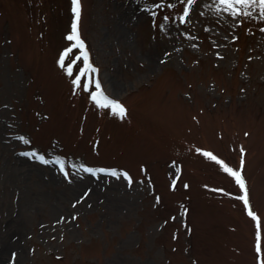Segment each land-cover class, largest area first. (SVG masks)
<instances>
[{
  "label": "rangeland",
  "instance_id": "1",
  "mask_svg": "<svg viewBox=\"0 0 264 264\" xmlns=\"http://www.w3.org/2000/svg\"><path fill=\"white\" fill-rule=\"evenodd\" d=\"M71 5L0 0V264H264L259 8L80 0L87 76Z\"/></svg>",
  "mask_w": 264,
  "mask_h": 264
},
{
  "label": "snow or ice",
  "instance_id": "2",
  "mask_svg": "<svg viewBox=\"0 0 264 264\" xmlns=\"http://www.w3.org/2000/svg\"><path fill=\"white\" fill-rule=\"evenodd\" d=\"M188 3L191 4L193 3V0H188ZM219 3L221 5H223L225 7L226 10H231V14H233L234 16H239V15H245V16H249L251 15V13L248 11L249 8H255L258 7L260 14H261V18L264 19V0H219ZM72 4H73V13L75 16V20L74 23L72 25V34L69 35L67 37V39L69 41H75L77 46L80 48L81 52H84V45L83 42L80 41L79 35H78V31H77V26H78V21L80 18V0H72ZM240 6V7H237ZM185 15H187V10H185ZM85 62H87V55L85 54L84 56ZM61 66L63 67V60L60 61ZM90 67V66H89ZM92 71H95V69H91ZM70 72V69H69ZM74 83H79V81H74ZM97 89H100L101 85L99 83V81H96L95 84ZM87 87V86H85ZM92 99L94 101L97 102L98 106L100 107H108L112 109V112L114 114H118L121 117H123L125 115V108L119 104V102L114 101V100H110L108 99L106 96L103 95V93L101 92H97L95 94L92 95ZM103 100V103H100V101ZM25 143H28V141H25ZM242 152V159H241V169L243 168V149L241 150ZM33 156H35L36 154L33 153ZM205 156H209L211 159L216 160V162L218 164H222V161L217 160V158L215 156H212V154L210 153H204ZM39 159L41 160L42 163H47V161H45L43 159V157H39ZM63 170V168H62ZM85 171H91L90 169H84ZM224 170L229 173L232 177L235 178V181L237 182V184L239 185V187L243 190L244 194L242 197H240L243 202L245 203V205L247 206L249 204L248 198H247V189L245 186V181L241 175V171L240 170H232L231 168L227 167L226 165H224ZM112 175H116L115 172L111 173ZM124 177L127 179V174L124 173L123 174ZM129 182H131L129 180ZM249 215H252V212L249 211ZM255 219V217H253ZM260 251V246L259 244L257 245V252Z\"/></svg>",
  "mask_w": 264,
  "mask_h": 264
}]
</instances>
